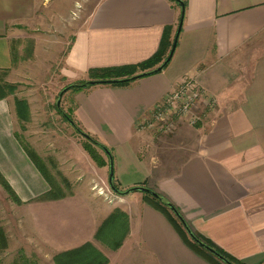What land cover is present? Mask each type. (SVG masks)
I'll return each mask as SVG.
<instances>
[{
  "label": "crops",
  "instance_id": "1",
  "mask_svg": "<svg viewBox=\"0 0 264 264\" xmlns=\"http://www.w3.org/2000/svg\"><path fill=\"white\" fill-rule=\"evenodd\" d=\"M46 1L0 0V72L14 68L12 40L23 28L38 27ZM182 1L184 22L169 66L127 87L76 91L74 119L112 151L123 191H154L193 232L237 263L264 264V0ZM176 3L101 0L73 35L62 77L75 85L90 81L93 69L142 64L158 53L164 37L172 48L182 16ZM186 78L213 102L211 109L201 103L207 122L198 129L181 126L170 138L143 136L139 123ZM13 113L0 100V173L23 202L14 205L16 249L35 253L39 264H55L57 255L88 243L104 251L108 264H215L188 246L145 195L114 192L105 199L84 171V183L71 196L39 201L50 186L18 142ZM141 145L154 155H140ZM86 157L90 173L107 171ZM125 223L121 246L104 247L102 234L118 241Z\"/></svg>",
  "mask_w": 264,
  "mask_h": 264
},
{
  "label": "rangeland",
  "instance_id": "2",
  "mask_svg": "<svg viewBox=\"0 0 264 264\" xmlns=\"http://www.w3.org/2000/svg\"><path fill=\"white\" fill-rule=\"evenodd\" d=\"M100 1H46V6L40 9L38 27L23 28L22 37L12 40L14 68L0 75V85L4 90L2 95L10 104L16 118L18 142L38 155L52 179L56 181L57 187L65 194H73L85 181L84 171L87 178H96L93 181V191L98 192L105 199H110L114 192L109 185V160L101 150H98L107 163L105 166L107 171L99 172L101 177L97 175L98 173L92 174L88 171L86 156L90 159L91 157L86 152L87 141L75 129L79 128L74 119L76 91L70 89L73 85H69L61 74L63 58L72 42L73 35ZM175 6L179 7L177 3ZM170 51L168 50V53ZM18 103L21 104L24 118L21 120L17 115ZM162 111L166 112L164 121L156 120L152 113L139 123L138 131L143 133V136L149 134L154 135L155 138H170L181 126L198 129L207 122L206 110L201 104L191 111L197 118L195 125L189 123L191 115L185 118L176 114L174 110L169 112L165 106ZM68 118L71 121H68ZM149 123L153 126L151 127ZM148 150L149 152L145 145L139 146L142 156L154 155V151ZM63 180L69 185H65ZM114 182L120 191L124 193L129 191L122 190L115 175ZM138 194L146 195L142 192ZM22 204L14 203L0 184V229L4 230L7 237V248L0 253V264H12L20 258H27L39 264V258L35 253L30 254L25 249H16L18 240L11 231L15 227L14 205ZM186 235L189 238L187 233ZM102 236L106 243L104 247L113 246L117 240V237H112L111 233H103ZM104 247L103 249L106 250L107 248ZM97 251L100 252L99 249Z\"/></svg>",
  "mask_w": 264,
  "mask_h": 264
},
{
  "label": "trees",
  "instance_id": "3",
  "mask_svg": "<svg viewBox=\"0 0 264 264\" xmlns=\"http://www.w3.org/2000/svg\"><path fill=\"white\" fill-rule=\"evenodd\" d=\"M170 1L177 2V0H170ZM184 5H185V3H184ZM170 47H171L170 42L168 41V39H166L164 37V40L162 41V45L160 47V50L150 60H148L142 64H139V65H127V66L113 67V68L93 69L89 72V78H90V80H111V79H126V78H128L129 81H127V82L112 85L115 87H127L139 79L161 73V72L156 71V69H154V68L156 66H158L159 64H161L164 60H166L165 56L168 53V50ZM14 61H15V59H14ZM4 73L6 74L7 72H0V75L4 74ZM141 74H146V75H143L142 77H137L136 79H132V78L139 76ZM84 85H88L87 88L92 87L89 84V81H83V82H79V83L73 85L71 87V90L79 91L82 88H84ZM2 91H4L3 86L0 85V100L5 99V97L2 95ZM18 104H17V113H18L17 115L21 120L24 118L22 116L21 104L20 103H18ZM68 121H71V119L68 118ZM73 126L76 127L74 124H73ZM75 129H77L78 133L81 134L86 139V141H87L86 142L87 144L85 146L86 152L89 154L91 159L95 162V164L98 167H104L107 165L103 156L98 152V150H101L107 156V158L109 160V167H110V157L107 155V152L108 153L110 152L112 159H114L112 151H110L107 147H105L104 145L97 142L95 139L90 137L88 134H85L79 128L76 127ZM16 138H17V135H16ZM22 147L26 151L27 155L29 156L30 160L35 165L37 170L40 172V174L44 177V179L46 180V182L50 186V190L45 195L40 197L39 201L61 200V199H64V198L72 195V193H70V194L63 193L60 190V188L57 187L56 181H54L52 179L51 175L47 171L46 166L43 164V162L40 160V158L38 157V155L35 152H33L32 150H30L29 148H27L23 145H22ZM63 182L65 185H69L67 181L63 180ZM0 184L2 185L4 190L8 193V196L10 197V199L14 203L22 204V201L20 200V198L18 197V195L16 194L14 189L6 181V179L3 177V175L1 173H0ZM113 185L115 188V193H118V194L124 193V192L120 191V189L115 184L114 180H113ZM145 199H146V202L149 203L153 208L162 212L164 215H166L168 218H170V220L172 221V223L174 224L176 229L182 235L186 244L188 246H190L192 249L203 254L207 258L211 259L212 262H214L215 264H239L235 260L230 258L228 255H226L223 251H221L216 246H214L210 241H207V240L201 238L199 235H197L195 232H193L192 229L190 228V226L188 225V223L181 216L179 210L174 205H172L170 202L165 200L163 197L159 196L158 194H157V197H151L150 195H145ZM177 213L180 215V219L188 226V228L192 231V233L194 234V236L196 237V239L198 241L202 242L204 245L215 250L222 257H224V259H226L228 261V263L222 262L221 260L216 258L214 255H212L208 250H206L205 248L200 246L198 243L193 241L191 238L189 239L188 236L186 235V233H187L186 230L184 229L179 218L177 217ZM115 216H117L115 213L112 214L104 222L102 227L98 230V233H97L98 238H99V235L101 234V232L107 228V225L111 222V220ZM125 218H126V216H125ZM126 220L127 219H125L124 221H126ZM126 225L127 224L125 223L124 224L125 232H124L123 228L122 229L120 228L117 231V233H119V231L121 230L123 235H122L121 239L114 242V245L112 246V248L114 250L118 249L121 246L123 239L126 237V235L128 233V229H127ZM6 248H7V237H6L4 230L0 229V253L2 251H4ZM54 260H55L56 264H108L109 263L108 259L102 253L97 251V249L90 243H88V244H86V245H84L78 249L59 254L54 258ZM12 264H38V263H36L34 261L33 262L29 261L27 258H20L19 260L13 261Z\"/></svg>",
  "mask_w": 264,
  "mask_h": 264
},
{
  "label": "built area",
  "instance_id": "4",
  "mask_svg": "<svg viewBox=\"0 0 264 264\" xmlns=\"http://www.w3.org/2000/svg\"><path fill=\"white\" fill-rule=\"evenodd\" d=\"M204 99L205 94L196 86L195 80L193 78H186L177 86L171 95L154 108L152 113L155 115L156 120L160 122L164 121L166 112L164 113L162 109L165 106L169 112L174 110L176 114H180L185 118L191 115L192 117H190L189 123L195 125L197 118L191 111L195 110L197 105L201 103L205 104L206 108L213 107V102H206L207 100ZM149 125L151 127L153 126L151 123Z\"/></svg>",
  "mask_w": 264,
  "mask_h": 264
},
{
  "label": "water",
  "instance_id": "5",
  "mask_svg": "<svg viewBox=\"0 0 264 264\" xmlns=\"http://www.w3.org/2000/svg\"><path fill=\"white\" fill-rule=\"evenodd\" d=\"M177 3H178V5H179V7L181 8V11H182L181 20H180V23H179V26H178V30L176 32V36H175L171 51H170L168 57L166 58V60L156 69V71H158V72H162L163 70H165L169 66V64L172 61V59L174 57V54L176 52V49H177V46H178V42H179V38H180V34L182 32V27H183V22H184L185 5H184V2L182 0H177ZM143 75H146V74H141V75L136 76V77H134L132 79H136L137 77H142ZM127 81H129L128 78H126V79H111V80H90L89 84L91 86H110V85H115V84H119V83H124V82H127ZM87 87H88V85H84V88H87ZM107 155L110 157L109 185H110V188L112 189V191L115 192V188H114V185H113V180H114V175H115L114 174V159H112V156H111L110 152L109 153L107 152ZM131 192H142V193H144L146 195H150L152 197H157V194L154 191H152L150 189H147V188H144V187L133 188V189L127 191L124 194H128V193H131ZM178 215L179 214L177 213V217L179 218V220L182 223V225H183L184 229L186 230L187 234L189 235V237L193 241H195L200 246H202L203 248L208 250L212 255H214L216 258H218L222 262L228 263V261L226 259H224V257H222L215 250L211 249L210 247L204 245L202 242L198 241L196 239V237L194 236V234L192 233V231L188 228V226L180 219V215L179 216Z\"/></svg>",
  "mask_w": 264,
  "mask_h": 264
}]
</instances>
